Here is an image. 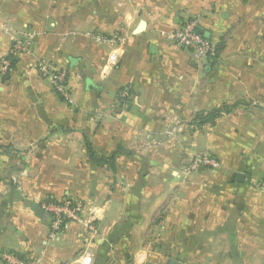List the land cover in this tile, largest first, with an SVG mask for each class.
Masks as SVG:
<instances>
[{
    "label": "crops",
    "instance_id": "obj_1",
    "mask_svg": "<svg viewBox=\"0 0 264 264\" xmlns=\"http://www.w3.org/2000/svg\"><path fill=\"white\" fill-rule=\"evenodd\" d=\"M187 17L216 56L167 37ZM27 33L0 75V264H264V0H0V61ZM39 58L68 72L70 102ZM212 109L230 111L202 123ZM206 155L219 167L184 172ZM45 202L81 203L92 227L54 235Z\"/></svg>",
    "mask_w": 264,
    "mask_h": 264
},
{
    "label": "built area",
    "instance_id": "obj_2",
    "mask_svg": "<svg viewBox=\"0 0 264 264\" xmlns=\"http://www.w3.org/2000/svg\"><path fill=\"white\" fill-rule=\"evenodd\" d=\"M3 30L12 34L13 30L7 25H3ZM34 33L24 34V37L15 39L11 48L10 55L2 58L0 61V75L6 76L12 70V63L10 56H17L22 54H28L33 51V42L35 39ZM167 37L173 40L179 46L188 49L195 60L202 61L206 57L216 56L218 54V48L216 44L206 39L200 32V21L197 17H187L183 20L181 26L176 30L169 32ZM119 57V52L114 51L110 54L108 59L109 66H114ZM33 69L41 73L47 78L55 91L65 101L70 102L71 92L69 88V76L65 69L55 66L51 61L46 58H39L32 64ZM203 167L218 168L219 164L212 156H200L192 159L184 169L186 174L196 172ZM256 187L264 194V181L256 183ZM42 208L52 214L51 229L52 233L58 234L68 221L83 222L89 227H92L91 222L83 217L84 206L81 203L72 202H45L42 204ZM94 214V213H93ZM92 216V215H91ZM161 230L165 228L163 221L159 222ZM3 261L6 264H27L25 259L20 258L17 254L11 252H5L3 254Z\"/></svg>",
    "mask_w": 264,
    "mask_h": 264
},
{
    "label": "trees",
    "instance_id": "obj_3",
    "mask_svg": "<svg viewBox=\"0 0 264 264\" xmlns=\"http://www.w3.org/2000/svg\"><path fill=\"white\" fill-rule=\"evenodd\" d=\"M10 60H11V63L12 65L16 62V57L15 56H10L9 57ZM6 76L3 78L5 79ZM230 111L229 109H212L211 111H209L206 115L205 114H202L199 119L201 120L202 123H205V122H210V121H214L216 118H218L222 112H228ZM86 142V147H87V152L89 154V157L99 163V164H102V163H107V162H111L115 159L116 157V152L114 154H112L110 157H106L104 155L102 156H99L95 150L93 149L92 147V144L90 143V141L88 139L85 140ZM20 258H22L21 256H19ZM24 259V258H22Z\"/></svg>",
    "mask_w": 264,
    "mask_h": 264
},
{
    "label": "water",
    "instance_id": "obj_4",
    "mask_svg": "<svg viewBox=\"0 0 264 264\" xmlns=\"http://www.w3.org/2000/svg\"><path fill=\"white\" fill-rule=\"evenodd\" d=\"M146 22L144 20L141 21L140 25L136 29L135 33H140L144 30ZM244 174H238V179L243 178ZM33 210L37 216L41 217L44 214V209L40 206L39 203H35L33 206ZM170 264H182L178 260H172Z\"/></svg>",
    "mask_w": 264,
    "mask_h": 264
},
{
    "label": "rangeland",
    "instance_id": "obj_5",
    "mask_svg": "<svg viewBox=\"0 0 264 264\" xmlns=\"http://www.w3.org/2000/svg\"><path fill=\"white\" fill-rule=\"evenodd\" d=\"M63 99V98H62ZM159 228V227H158ZM162 230H160V232H161Z\"/></svg>",
    "mask_w": 264,
    "mask_h": 264
}]
</instances>
